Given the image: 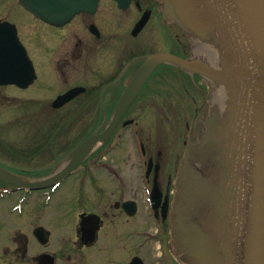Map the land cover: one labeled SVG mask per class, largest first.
I'll return each mask as SVG.
<instances>
[{
  "label": "flooded vegetation",
  "instance_id": "obj_1",
  "mask_svg": "<svg viewBox=\"0 0 264 264\" xmlns=\"http://www.w3.org/2000/svg\"><path fill=\"white\" fill-rule=\"evenodd\" d=\"M144 16L146 25L135 32ZM5 24V34L16 30L28 59L21 85H0V115H13L26 131L12 143L0 141V166L21 178L52 175L76 147L102 133L148 55L206 59L165 20L157 0H99L95 12L64 24L47 22L20 0H0ZM72 92L71 100L55 106ZM211 103L202 75L160 65L106 143L58 187L25 191L0 181L6 199L0 200V252L9 247L1 245L4 238L16 254L43 264L51 249L35 232L53 223L57 238L75 249L55 251L57 264H152L146 259L151 248L153 264H178L171 232L174 181L191 135L204 132ZM119 151L122 164L111 159ZM7 217L10 232L4 234Z\"/></svg>",
  "mask_w": 264,
  "mask_h": 264
},
{
  "label": "water",
  "instance_id": "obj_2",
  "mask_svg": "<svg viewBox=\"0 0 264 264\" xmlns=\"http://www.w3.org/2000/svg\"><path fill=\"white\" fill-rule=\"evenodd\" d=\"M157 1L165 19L179 27L206 59L185 60L165 53L148 56L108 129L76 149L59 174L28 181L0 168V180L30 189L63 180L98 142L107 139L152 71L173 64L203 75L212 93L205 131L191 138L175 182L171 229L178 261L264 264V0ZM21 2L57 23L93 11L98 0H63L57 8L60 17L37 8L36 0ZM143 25L144 21L139 27ZM17 43L14 33L6 35L0 28L4 72L0 83L21 84L27 57L16 49ZM41 238L48 242V235Z\"/></svg>",
  "mask_w": 264,
  "mask_h": 264
},
{
  "label": "rangeland",
  "instance_id": "obj_3",
  "mask_svg": "<svg viewBox=\"0 0 264 264\" xmlns=\"http://www.w3.org/2000/svg\"><path fill=\"white\" fill-rule=\"evenodd\" d=\"M0 103H1V100H0ZM9 105L10 104H7V106H9ZM13 118H14L13 115H10V114H1L0 115V141H6V142H9V143H12V142H14L16 140L17 134H19V133H22L23 135L25 134L26 127L22 128L21 126L14 124V123H17V121L12 122V121H14ZM11 122L14 125H10ZM21 122H24V120L21 121ZM2 124H7V125L4 126ZM123 152L124 151H119V152H116V153L112 154L111 159L115 160L117 164H122V162L124 160V158H123V154L124 153ZM119 166H121V165H119ZM4 202H2V203H4ZM51 213H53V208L51 210ZM7 219H8L7 222L6 221L4 222V225L6 227V228L3 227V233L4 234H7V233L10 232L9 231V226L7 225V223L10 222V218L7 217ZM18 225H19L20 230L25 232V229H26L25 224L19 222ZM51 225H52V223H51ZM53 227L55 228V225H53ZM12 228L13 227H11V229ZM53 231L55 232V237H56L58 235L57 234L58 233L57 227ZM7 236H9V235H7ZM5 237H6V235H5ZM2 241L3 242L1 243V245L9 246L6 249H4V252H0V255H1V253H3L2 256H1V259H2V262L4 264H32V261L30 260V254L26 255V256H24V254L21 256L20 253L16 254L15 253V246H10V244L7 243V241L4 238L2 239ZM62 246L64 247V249H63L64 252L65 251L66 252L69 251V252H71L73 254V250H75L74 247H73V243L61 244V243H59L58 239H56V240L53 239L52 240V243H51L52 251L60 249ZM30 249H31V251L35 250L34 247L31 246V245H30ZM151 250H152L151 252L156 253V250H154L152 248H151ZM151 252L150 253L146 252V257H147L146 259H150V260H152L151 262L154 263L155 257H153ZM0 264H2V263H0ZM149 264H151V263L149 262Z\"/></svg>",
  "mask_w": 264,
  "mask_h": 264
}]
</instances>
